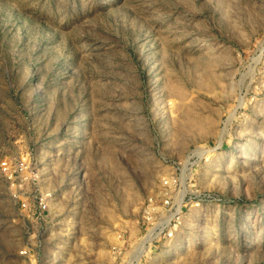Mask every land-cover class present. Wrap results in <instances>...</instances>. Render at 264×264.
Returning a JSON list of instances; mask_svg holds the SVG:
<instances>
[{"label": "rangeland", "instance_id": "374dc122", "mask_svg": "<svg viewBox=\"0 0 264 264\" xmlns=\"http://www.w3.org/2000/svg\"><path fill=\"white\" fill-rule=\"evenodd\" d=\"M31 256L264 264V0H0V264Z\"/></svg>", "mask_w": 264, "mask_h": 264}, {"label": "built area", "instance_id": "2783aa9c", "mask_svg": "<svg viewBox=\"0 0 264 264\" xmlns=\"http://www.w3.org/2000/svg\"><path fill=\"white\" fill-rule=\"evenodd\" d=\"M18 161H19V165L22 166V168H24L19 175L21 176L20 181L34 183L33 192L36 202L35 213H37L38 215L45 214L46 211H48L49 209L50 200L53 198L52 192L49 190L42 189L41 186L39 185L38 181L40 180L41 175L37 173H32V171L30 170V166H31L30 164L32 163L31 160H27L26 158L21 157L13 165H15ZM21 253L29 255V253H31V249L24 248V250L21 251ZM28 262H29L28 264H39V259L37 257L35 258L31 256Z\"/></svg>", "mask_w": 264, "mask_h": 264}, {"label": "bare ground", "instance_id": "6f19581e", "mask_svg": "<svg viewBox=\"0 0 264 264\" xmlns=\"http://www.w3.org/2000/svg\"><path fill=\"white\" fill-rule=\"evenodd\" d=\"M69 258V257H68ZM66 264H73L70 260L68 261V263H66Z\"/></svg>", "mask_w": 264, "mask_h": 264}]
</instances>
